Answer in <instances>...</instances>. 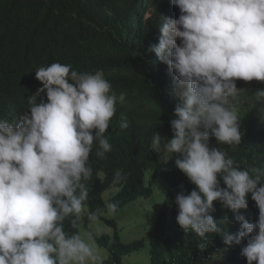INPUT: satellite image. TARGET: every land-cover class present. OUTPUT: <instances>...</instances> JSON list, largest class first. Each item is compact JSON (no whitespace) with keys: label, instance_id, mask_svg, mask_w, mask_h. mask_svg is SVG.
I'll list each match as a JSON object with an SVG mask.
<instances>
[{"label":"clouds","instance_id":"1","mask_svg":"<svg viewBox=\"0 0 264 264\" xmlns=\"http://www.w3.org/2000/svg\"><path fill=\"white\" fill-rule=\"evenodd\" d=\"M180 10L161 27L159 44L149 46L175 77L179 103L171 120L173 138L158 132L153 151L167 163L173 155L178 169L196 186L176 197V221L201 238L220 234L226 246L246 244L247 264H264V169L235 166L219 144H241L236 81L264 82V0H172ZM42 83L28 99L29 110L18 119L0 120V264H104V258L77 229L84 218L92 179L90 154L103 159L112 150L106 138L116 114L117 99L103 71L82 73L59 62L35 71ZM47 100H39L45 93ZM264 119V90L255 94ZM120 127H128L122 118ZM116 170L113 185L126 180ZM221 181L225 187L221 186ZM258 207L249 222L242 209L248 196ZM231 210L241 229L230 234L217 221L214 202ZM115 214L117 202L106 204ZM88 213L89 222L98 214ZM228 224L231 221L228 218Z\"/></svg>","mask_w":264,"mask_h":264},{"label":"trees","instance_id":"2","mask_svg":"<svg viewBox=\"0 0 264 264\" xmlns=\"http://www.w3.org/2000/svg\"><path fill=\"white\" fill-rule=\"evenodd\" d=\"M179 15L172 0H0V120L12 122L29 110L28 99L43 86L35 71L55 62L70 64L72 70L82 73L103 71L117 97L124 94L123 101L117 99L116 114L105 134L112 150L103 159L96 156V146L90 154L93 176L85 207L89 213L101 210L98 219L115 230L113 236L95 237V244L108 252L104 264H124V256L145 246L144 239L121 241L117 222L104 216V193L118 188L109 202H117L120 210L140 198H150L157 178L169 187L165 200L154 206L157 220L148 237L151 264H214L217 253L228 264H247L241 256L246 240L228 247L220 234L201 238L180 228L176 197L181 192L190 194L196 186L176 166L177 156L164 163L151 146L155 132L173 138L170 122L179 101L174 74L149 46L159 44L167 19ZM259 90H264V82L253 92L240 94L235 102L241 119V144H219L214 137L210 141V147L225 151L235 166L249 171L264 169V119L255 99ZM39 100H47L46 92ZM122 118L127 119L125 129L120 127ZM118 169L127 178L113 185ZM149 170L152 177L147 184ZM221 186L225 187L222 181ZM214 205V219L224 218L221 226L230 234L237 233L241 223L235 221L231 210L218 201ZM258 212L249 194L248 208L241 213L255 223ZM79 226L73 229L65 222L70 233L79 231Z\"/></svg>","mask_w":264,"mask_h":264},{"label":"rangeland","instance_id":"3","mask_svg":"<svg viewBox=\"0 0 264 264\" xmlns=\"http://www.w3.org/2000/svg\"><path fill=\"white\" fill-rule=\"evenodd\" d=\"M259 83L260 82L257 81H236L237 88L241 90L240 94L242 95L253 92ZM170 140L171 139L169 138H164V142ZM157 155L161 161H164L161 159L160 153H157ZM174 157H176V155H173L172 158ZM151 177L152 172L149 170L146 172L147 184ZM168 187L169 186L164 179L157 178L155 179L153 194L150 198H140L137 201L124 206L115 214H104L107 219L115 220L117 222V229L122 242L130 243L138 239L145 240V246L141 251L124 256V264H151L150 244L148 237L153 232L157 220V212L154 209V206L162 203L165 200ZM117 191L118 188L114 187L104 193V199L106 203L109 202L110 198L116 194ZM88 213V209L85 207L84 218L80 221L79 233L86 241H88V236L91 235L93 240L88 242L92 243L98 253L104 259H106L108 257V252L105 249L99 248L95 244V237H100L103 234H109L113 236L115 230L111 225L100 219H97L95 222H89L87 219ZM214 264H228V262L221 253H217L214 256Z\"/></svg>","mask_w":264,"mask_h":264}]
</instances>
